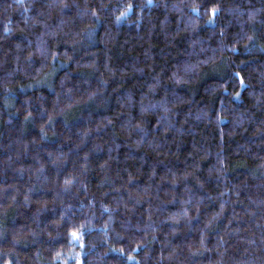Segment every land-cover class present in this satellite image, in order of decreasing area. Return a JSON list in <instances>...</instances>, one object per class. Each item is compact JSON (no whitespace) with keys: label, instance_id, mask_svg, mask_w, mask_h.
I'll list each match as a JSON object with an SVG mask.
<instances>
[{"label":"trees","instance_id":"1","mask_svg":"<svg viewBox=\"0 0 264 264\" xmlns=\"http://www.w3.org/2000/svg\"><path fill=\"white\" fill-rule=\"evenodd\" d=\"M0 264H264V0H0Z\"/></svg>","mask_w":264,"mask_h":264},{"label":"snow or ice","instance_id":"2","mask_svg":"<svg viewBox=\"0 0 264 264\" xmlns=\"http://www.w3.org/2000/svg\"><path fill=\"white\" fill-rule=\"evenodd\" d=\"M213 12L215 13V10H213Z\"/></svg>","mask_w":264,"mask_h":264}]
</instances>
